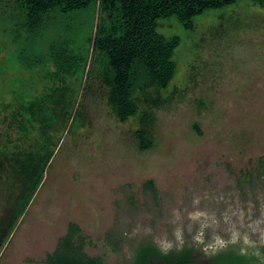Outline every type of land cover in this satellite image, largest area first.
<instances>
[{
	"label": "rangeland",
	"instance_id": "rangeland-1",
	"mask_svg": "<svg viewBox=\"0 0 264 264\" xmlns=\"http://www.w3.org/2000/svg\"><path fill=\"white\" fill-rule=\"evenodd\" d=\"M90 19L88 11L64 19L69 35L82 34L70 47L81 61ZM18 21L13 0H0V94L34 99L62 77L47 50L44 65L29 69L23 48L12 45L22 34ZM159 23L160 34L180 41L176 75L160 94L138 95L137 116L121 122L102 80L81 78L79 65L66 79L71 117L60 116L49 133L52 165L0 264H46L70 223L81 227L85 252L105 264L132 261L143 243L165 254L193 249L194 264L229 248L264 261V6L208 10L190 31L175 18ZM54 35L45 42L63 37L62 28ZM139 131L151 143L146 151ZM38 134L35 123L24 146H35ZM150 180L156 193L143 186ZM8 196L0 185V219ZM112 240H120L117 250Z\"/></svg>",
	"mask_w": 264,
	"mask_h": 264
},
{
	"label": "trees",
	"instance_id": "trees-1",
	"mask_svg": "<svg viewBox=\"0 0 264 264\" xmlns=\"http://www.w3.org/2000/svg\"><path fill=\"white\" fill-rule=\"evenodd\" d=\"M240 1L264 6V0H13L22 34L12 45H18V50L23 48L21 57L29 69L44 65L43 52L47 50L49 58L59 64L55 77H62V85L49 87L48 92L34 99L24 94H0V102H5L7 95L11 97L7 105L0 107V185L9 193L0 219V254L52 165L54 151L47 149L49 133L56 129L60 116L66 122L71 117L68 102L71 85L65 83L68 77H76L78 65L82 68L81 78L85 75L90 79L92 75L102 80L108 90L109 107L121 122H126L139 113L140 93L153 89L160 94L176 75L173 57L180 41L160 34L159 22L175 18L190 31L195 27L197 16ZM87 11L91 25L81 61L70 47L82 34L79 31L75 37L69 35L70 26L64 19ZM57 27L62 28L64 36L45 42L47 35H54ZM145 101L159 105L158 98ZM48 111L53 117H46ZM35 123L39 124V139L35 146L31 142L26 148L24 144L31 137ZM138 135L141 151L148 150L151 143L146 133L139 131ZM143 186L156 193L154 181H147ZM119 243L120 240H112L115 250ZM85 246L81 227L70 223L55 251L47 255L46 264H105L102 258L89 256ZM193 252L184 248L165 254L154 244L143 243L136 249L133 260L122 264H191ZM207 264H264V261L260 256L229 248L214 253Z\"/></svg>",
	"mask_w": 264,
	"mask_h": 264
},
{
	"label": "flooded vegetation",
	"instance_id": "flooded-vegetation-1",
	"mask_svg": "<svg viewBox=\"0 0 264 264\" xmlns=\"http://www.w3.org/2000/svg\"><path fill=\"white\" fill-rule=\"evenodd\" d=\"M191 264H194V263H191Z\"/></svg>",
	"mask_w": 264,
	"mask_h": 264
}]
</instances>
